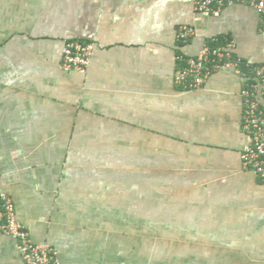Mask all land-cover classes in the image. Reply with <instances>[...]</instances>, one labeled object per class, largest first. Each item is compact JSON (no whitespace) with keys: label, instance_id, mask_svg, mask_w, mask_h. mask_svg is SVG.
Here are the masks:
<instances>
[{"label":"crops","instance_id":"crops-1","mask_svg":"<svg viewBox=\"0 0 264 264\" xmlns=\"http://www.w3.org/2000/svg\"><path fill=\"white\" fill-rule=\"evenodd\" d=\"M213 38L250 75L177 86ZM68 40L94 45L85 74L63 70ZM257 66L264 18L243 4L213 17L193 0H0V190L59 264H264V184L240 159ZM122 149L149 168L125 188ZM0 264H26L14 238L0 235Z\"/></svg>","mask_w":264,"mask_h":264},{"label":"built area","instance_id":"built-area-1","mask_svg":"<svg viewBox=\"0 0 264 264\" xmlns=\"http://www.w3.org/2000/svg\"><path fill=\"white\" fill-rule=\"evenodd\" d=\"M243 4L264 18V0H193L195 12L219 17L228 7ZM196 36L193 26L182 25L177 39L186 43ZM213 42L218 39L213 38ZM206 42L196 57L182 60L174 81L185 90H199L218 69L233 68L241 73V61L233 55L230 43L212 47ZM94 52L92 43L68 40L63 48L62 68L66 72L85 74ZM253 79H246L240 92L243 101L242 127L250 142L240 153L244 170L251 172L264 184V66L252 70ZM245 76L244 72L241 73ZM0 235L14 238L17 250L26 264H59L56 251L47 245L35 244L15 213L12 199L0 190Z\"/></svg>","mask_w":264,"mask_h":264},{"label":"rangeland","instance_id":"rangeland-1","mask_svg":"<svg viewBox=\"0 0 264 264\" xmlns=\"http://www.w3.org/2000/svg\"><path fill=\"white\" fill-rule=\"evenodd\" d=\"M133 151H136V153H138L140 150H134V149H125V150L122 149V150H120V152H122L119 154V158H120L119 161L121 162V164L119 165L118 168L114 169L115 172L122 174V176L125 179L124 181L122 180V182H121L122 188H125L126 186H128L127 184L129 183V181L127 179H129L130 176L136 175L135 177H137L138 179L144 178L145 172L149 169V168H146V166L142 162H139V161H137V159H133L134 157H131ZM89 163L91 164V161H89ZM89 167H91V166H89ZM97 170L98 169L93 170V168H90L89 173L91 171H93V173H94ZM112 172H113V170L112 169L109 170L107 167H105L103 169L102 168L99 169V173L105 174L106 179H109V174ZM110 183H111V181H110ZM158 184H159V186L157 187V189L160 188V182ZM143 186H145L144 183H143Z\"/></svg>","mask_w":264,"mask_h":264},{"label":"trees","instance_id":"trees-1","mask_svg":"<svg viewBox=\"0 0 264 264\" xmlns=\"http://www.w3.org/2000/svg\"><path fill=\"white\" fill-rule=\"evenodd\" d=\"M226 43H227L226 41H224V40H219V39H218L217 42L209 41V45L212 46V47H216V46H220V45L223 46V45H226ZM84 44H86V43H84ZM182 64H183V63L181 62V65H182ZM240 67H241L242 70H244V72H245L246 74H248L247 71H246L247 69H246L245 65H243V64L241 63ZM248 75H250V74H248Z\"/></svg>","mask_w":264,"mask_h":264}]
</instances>
